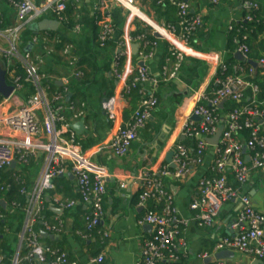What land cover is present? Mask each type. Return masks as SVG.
Returning a JSON list of instances; mask_svg holds the SVG:
<instances>
[{
  "label": "built area",
  "instance_id": "built-area-1",
  "mask_svg": "<svg viewBox=\"0 0 264 264\" xmlns=\"http://www.w3.org/2000/svg\"><path fill=\"white\" fill-rule=\"evenodd\" d=\"M15 13V22L12 26L2 29L0 23V54L4 56V70L9 85L14 87V94L4 99L0 97V128L7 129L12 138L6 139L0 133V193L6 192L1 183L2 173L9 169L13 162L18 165H27L36 153H43L44 163L32 191L22 194L27 197L26 219L21 232L20 245L12 264H70L67 255L58 249L45 248L40 243V235L35 231L37 223L41 224L44 232L59 235L63 230V223L56 219L49 224L41 218L45 210L44 198L46 193L54 190V180L59 176L72 175L75 179L80 200L89 207L86 218V236L100 225L104 216L102 204L106 193L105 181L107 171L92 162L98 153L109 150L114 157L127 156L138 134L146 127L152 114L158 106L155 95L146 90L145 85L157 84L150 78L144 66H136L132 78L120 70V59L128 55L132 45H138V58L144 65L153 57V50L158 43L148 39V35L141 34L132 37V34H123L118 42L119 53L114 57L111 73L116 80L123 83L120 95L110 98L104 105L105 115L111 124L110 140L106 146L98 147L88 153H83L72 129V122L82 115L75 116L71 121L64 116V102H66L67 89L64 94L48 96V88L42 85V76L39 74V65L42 64L39 46L49 42L48 37L39 41L34 38L29 53L21 50L20 38L28 27L45 18H51L60 25L66 22L65 13L69 5L77 9L83 0H3ZM137 0H96L94 20L100 27L97 43L104 49L115 34L111 11L119 8L128 13L134 21L145 22L155 33L170 43L169 54L174 59V74L167 77L166 67L162 69V81L174 78L185 54L176 48L173 43L179 42L189 45L191 38L203 27L199 16H191L190 6L183 0H148L161 6L166 2L177 10L178 24L160 27L148 20L136 8ZM217 6L222 0H208ZM247 13L245 21L250 22L249 13L257 10V4L251 1L243 3ZM102 19V20H100ZM76 26L74 32L79 31ZM232 30V26L228 28ZM245 39H243L244 41ZM6 47L7 49H4ZM248 48L241 44L236 50L245 61H249ZM34 53V54H33ZM39 53V54H36ZM70 57V66L76 59L72 51L66 49L63 53ZM34 56V58H33ZM246 64V63H245ZM264 67V60L256 63ZM19 65L25 72V83L33 86L35 94L26 101L16 105L10 112H5L9 103L22 90L20 78L12 67ZM252 68V67H251ZM217 72L225 71L224 62L217 60ZM253 69V68H252ZM236 71L242 72L237 68ZM252 73V70H250ZM80 78V74L75 75ZM249 84L241 77H224L216 80V90L207 105H198L186 119L181 128V136L195 144V155H190L188 149L177 145L174 149V172L168 168L159 171L144 170L139 172V206L145 209V215L140 225H150L152 234L145 241L137 264H160L162 262L177 263L179 260V247H184L181 240L182 229L186 226L183 221L176 219L173 197L168 192L164 179L173 178L175 181L184 180L194 166L203 163V154L208 148L207 141L214 137L220 127L223 133L218 146L215 148V158L212 166V177L200 179L196 185V197L190 204V210L195 213V220L204 228L215 225L222 207L232 201H238L240 211L236 223L232 226L235 234L220 240L215 246V252L231 251L247 255L254 259H264V214L257 212L252 205L250 197L241 191L249 183L251 174L264 169V112L246 107L235 110L225 118H220L216 110L222 102L230 100L240 102L242 91ZM137 93L138 106L130 119L122 123L121 114L127 106L126 99ZM199 120H192V118ZM244 131L249 132L245 142L239 140ZM247 152V154L245 153ZM248 155L249 162L246 161ZM228 176H231L230 183ZM76 205L75 202H62L60 209L69 210ZM107 236L106 234L104 235ZM23 250L25 255L21 256ZM51 258L50 261L47 258ZM206 258V257H205ZM2 259L0 258V264ZM92 264L102 263V258L91 260ZM215 264H230L227 261H218Z\"/></svg>",
  "mask_w": 264,
  "mask_h": 264
},
{
  "label": "crops",
  "instance_id": "crops-1",
  "mask_svg": "<svg viewBox=\"0 0 264 264\" xmlns=\"http://www.w3.org/2000/svg\"><path fill=\"white\" fill-rule=\"evenodd\" d=\"M244 2L245 0H222L217 6H213L208 0L188 1L191 15L199 16L203 27L193 36L188 46L179 42L173 43L185 54V59L175 77L167 81L161 80L162 69L167 68V77H169L174 74L175 65L174 59L170 55L166 56L169 53L170 43L163 39H156L154 35L157 33L145 22L134 21L123 10V21L115 31L112 40L104 49H96L97 55L93 56L96 69L94 72H89L90 75L88 74L85 78L83 76L81 79L76 78L75 74L61 69L56 62L48 61L47 67L52 71V75L49 76L51 81L56 85L62 83V87L57 85L58 88H71V98L80 105L76 115L82 116L74 120L72 126L84 121L81 134L74 133L82 152L88 153L98 147L106 146L110 140L111 124L105 115L103 105L110 98L120 95L123 87V83L116 80L111 73L114 57L119 53L118 42L121 36L143 31L159 41L157 48L152 51V59L144 65L140 62L134 45L128 51V55L121 58L120 70L124 74L127 73L128 79L134 74L133 68L142 64L150 78L157 81L156 85L149 83L144 88L155 95L158 106L146 127L138 134L127 156L119 159L109 150H105L92 159L93 163L104 168L108 173L102 204L104 216L100 225L88 238H85L89 207L81 202L75 179L69 174L55 182L51 196L45 195L44 202L50 213H45L43 219L49 224H54L56 219H60L63 230L59 235L47 233L54 238L45 239L41 236L44 228L40 224V239L45 240L40 242L42 246L64 252L70 264H92L90 261L99 257L102 258L100 264H137L141 248L152 234V230L145 227L146 225L139 224L145 215V209L139 206L137 176L144 170L159 171L162 168H168L174 172L171 168L174 156L171 164L167 162V158L174 153L177 145L184 146L190 155H195L194 142L181 136V128L194 108L198 105H207V99L211 98L218 80L217 60L221 63L227 60L225 48L228 28L232 24L245 20L247 16L242 6ZM95 6L96 0H83L77 11L88 19H93ZM135 6L151 22L160 27L171 26L157 19L147 0H137ZM244 14H246L245 17ZM0 17L10 25L15 22L14 11L3 0H0ZM60 29H62L61 25L57 31L60 32ZM84 31L89 32L90 35L77 47L85 45L93 37L89 27H85ZM93 43L96 46L97 42ZM78 74L82 77L81 73ZM21 102L23 101L18 94L15 95L5 112L12 111ZM126 102L127 106L120 117L122 123L130 119L138 106V102L133 97L127 98ZM262 129L264 133V127ZM0 133L6 139L12 138L5 135L7 129L4 125L0 128ZM239 140L245 142L243 137ZM215 148L208 145L203 154V163L192 167L184 180L175 181L171 177L164 179L165 186L173 197L176 219L186 223L181 234V240L185 246H178L179 260L175 264H207L205 260L217 254L216 244L235 234L232 226L236 223L240 211L238 201L225 204L215 225L211 228L201 227L195 220V213L190 210V204L196 197L198 181L204 177L213 176L211 169L215 158ZM44 156L43 153H36L27 165L15 163V167L11 168L14 171L11 177L21 182L22 191L26 194L31 193L39 178ZM247 156L245 158L249 162ZM228 178L232 183L231 176ZM241 191L250 197L253 208L264 214V169L253 172L249 183ZM62 202H75L76 205L69 210H62L59 206ZM5 204V208L0 207L2 211L8 213L7 215L0 213V221L3 224L0 228V249L7 248V251L14 253L15 256L25 225L26 209L20 212L18 208H14V205L10 206L6 201ZM51 207L61 210L62 213L56 215L51 212ZM233 254V259L227 261L230 264H261L260 262L264 264L262 260L247 255L237 252Z\"/></svg>",
  "mask_w": 264,
  "mask_h": 264
},
{
  "label": "trees",
  "instance_id": "trees-1",
  "mask_svg": "<svg viewBox=\"0 0 264 264\" xmlns=\"http://www.w3.org/2000/svg\"><path fill=\"white\" fill-rule=\"evenodd\" d=\"M148 1V0H147ZM251 1L257 4L258 9L251 11L249 16L251 17V21L242 20L238 23L232 24V30H228V37L225 52L227 54V60L224 62L225 71L219 70L216 74L218 79H223L224 77H241V79L249 84V86L242 91V98L240 102H232L230 100H226L222 109H217L216 114L221 118H225L228 114L232 113L235 110H241L246 107H250L253 109L258 110L259 112H264V67H257L256 69H252L249 65L245 63H239L234 60V54L239 47V45L244 44L248 48V59L254 63H258L264 60V0H245ZM150 7L155 12L156 17L158 20H162L166 25L176 26L178 24L177 18V10L175 7H172L167 2L161 6H157L155 2H149ZM7 5V4H6ZM112 22L115 27V31L121 26L122 23V10L119 8H114L111 11ZM192 16V15H191ZM246 14H244V17ZM66 22L62 23V27L69 32L73 31L76 26H79L81 29L84 30L85 27H89L93 33V37L91 41H87L85 45L81 47H74L72 51V57L76 59V62L69 66L68 63H65L63 66L66 70L72 72V74L81 73L82 77L84 78L90 75L89 72H94L96 67L93 63L94 57L97 55L96 49H99L98 43L94 46L93 42H97V35L99 31V26L96 21L93 19H88L87 16L82 15L77 11L75 6L69 5L67 7L66 13ZM51 19V18H50ZM53 20V19H51ZM91 20V21H90ZM102 20V19H100ZM1 28L5 29L12 24L6 23L3 18L0 17ZM141 34L147 33L140 31L132 34V37H136ZM48 37L49 40V47H53L52 58L53 61H59L57 54L64 49L66 44H72L65 36H62L59 31L55 33H40L38 35L33 34L29 29L22 33L20 38V47L21 50H25L31 44L34 38H38L39 41H42L43 38ZM148 39L152 42L159 43L153 36L148 35ZM193 38V37H192ZM191 38V40H192ZM243 39H245L243 41ZM39 46L45 47L46 45L42 44ZM169 52V50H168ZM34 54V53H33ZM169 53L166 54L169 57ZM34 58V56H33ZM120 63L122 59L119 60ZM237 68L242 69V72L236 71ZM14 74L20 78V84L22 86V90H20L17 94L21 98L22 101H26L30 97L34 96L35 91L31 84L25 83V72L19 65H14L12 67ZM252 70V73H250ZM39 74L43 77L42 78V85L45 88H48V96L51 98L55 94H64V88H58L55 82L51 81L49 78L52 75V71L49 70L47 64L39 65ZM8 82V81H7ZM9 84V82H8ZM216 90V87L213 89ZM72 93V89L68 88L66 92L67 94ZM133 99L138 102L139 97L137 93H133ZM64 116L69 121L74 119L76 114H78V109L80 105L75 103L72 98L68 103L64 102ZM68 113V114H67ZM264 135V133H262ZM242 137L247 140L249 137V132L244 131L242 133ZM172 171V170H171ZM14 173L11 168L5 170L1 175V183L7 188L6 192L0 193V200L4 199L8 205H14V208H18L20 212L23 209H26L27 206V197L26 195L22 194L23 186L20 181L16 180L15 178L11 177ZM211 177V176H209ZM60 178L57 177L55 182L59 181ZM53 192L46 193V196H51ZM45 201V198H44ZM45 210L42 212L41 218H44L45 213L49 214L50 211L48 209L47 204L44 202ZM0 213L2 215H7L5 211L0 209ZM3 227V224L0 221V228ZM41 226L39 223L35 226V231L40 235ZM45 241L43 238L40 239V242ZM0 258L2 259L1 264H12V260L14 258V253L8 252L7 248L0 249ZM25 255V252L22 253V256ZM51 258H47L50 261ZM264 262V259L262 260ZM160 264H175V263H167L162 262Z\"/></svg>",
  "mask_w": 264,
  "mask_h": 264
},
{
  "label": "water",
  "instance_id": "water-1",
  "mask_svg": "<svg viewBox=\"0 0 264 264\" xmlns=\"http://www.w3.org/2000/svg\"><path fill=\"white\" fill-rule=\"evenodd\" d=\"M184 2H187L189 0H183ZM60 24L57 22V21H53V20H48V19H44L40 22H37V23H33L31 24L28 29L35 35H38L40 33H55L57 32L58 28H59ZM154 37L158 40H161V36L158 35V34H155ZM135 47V50L138 51V45H134ZM32 49V45L30 44L28 46L27 49H25V52L26 53H29ZM234 60L239 62V63H246L247 65H249L250 67H252L253 69H256L258 67V65L252 61H245L244 60V57L240 54V53H236L234 55ZM140 66H143L142 64H140ZM57 85L59 87H62V83H57ZM14 87H12L11 85L8 84L7 82V79H6V72L4 70V65H0V97L4 98V99H8L10 98L13 94H14ZM71 98V94L69 93L67 95V99H66V102L68 103L69 100ZM224 105V102H222L219 106L220 109H222ZM192 120H199L198 118H192ZM72 129L73 131L76 133V134H81L82 130L84 129V121H80L78 123H75L73 126H72ZM222 133H223V127H220L218 132L216 133V135L212 138H210L207 142H208V145L209 146H213V147H217L218 144H219V141H220V138L222 136ZM246 152V151H245ZM174 156V153H171L168 158H167V162L169 164L172 163V158ZM15 167V162L12 163L11 167L10 168H14ZM172 169H176V166L175 165H172L171 166ZM69 176V175H68ZM64 176H59V178H62ZM5 201L3 200H0V207L1 208H5ZM51 212L55 213L56 215L57 214H61L62 211L61 210H57V209H54L53 207H51ZM145 227H147L148 229H151L152 230V227L150 225H146ZM41 236L43 238H54V236H51V235H48L47 233H44L42 232L41 233ZM233 252L231 251H221V252H218L216 255H214L213 257H210V258H207L205 260V263L209 264V263H215V262H218V261H230L233 259ZM262 264V262H260Z\"/></svg>",
  "mask_w": 264,
  "mask_h": 264
},
{
  "label": "rangeland",
  "instance_id": "rangeland-1",
  "mask_svg": "<svg viewBox=\"0 0 264 264\" xmlns=\"http://www.w3.org/2000/svg\"><path fill=\"white\" fill-rule=\"evenodd\" d=\"M60 34L62 36H65L71 43L74 44V45L66 44L64 46V49L57 54V57H58L59 61H54V62L57 63V66H59L63 70H66L63 65L65 63H68L69 66H70V57L65 56L63 54L64 51L66 49H69L70 51H73L74 47L80 46L85 39H88L90 33L89 32H85L81 28L79 29V31L74 32V30H73V31L69 32L68 30H66V29H64L62 27V29H60ZM3 48L7 49L6 47H3ZM36 51L37 52H41L40 57L42 58V61H43L42 64H40L41 66L44 65L45 63L47 64L49 60L53 61V58H52V53H54L53 52V47L52 48L49 47V42H46V46L45 47H41V49L39 47V49H37ZM4 61H5L4 56L2 54H0V65H3ZM66 71H68V70H66Z\"/></svg>",
  "mask_w": 264,
  "mask_h": 264
}]
</instances>
